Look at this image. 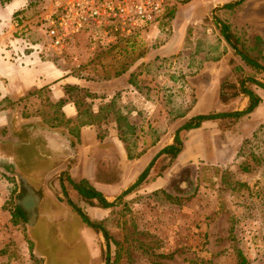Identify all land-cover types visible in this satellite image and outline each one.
Listing matches in <instances>:
<instances>
[{"label":"rangeland","instance_id":"rangeland-1","mask_svg":"<svg viewBox=\"0 0 264 264\" xmlns=\"http://www.w3.org/2000/svg\"><path fill=\"white\" fill-rule=\"evenodd\" d=\"M50 4L0 0V53L12 59L34 51L85 80H128L129 88L116 89L108 98L97 129L99 138L111 134L120 141L115 148L105 139L103 151L97 149L108 172L115 176L110 163L116 151L126 153L127 160L118 158V182L101 192L113 205L84 203L64 177L78 155L77 145L71 151L54 150L38 127L48 126L51 113L58 112L49 90H31L17 99L1 96L0 264H264V123L240 144L235 164L247 168L244 172L228 169L227 161L176 163L161 155L147 178L121 195L143 165L134 158L146 151L152 158L171 142L179 117L193 113L212 76L223 77L216 87L220 99L228 100L230 108L241 104L238 83L251 72H233L236 63H243L218 28L226 24L238 44L264 57V0H190L178 4L160 25L129 31L83 28L67 36L58 60L39 51L44 38L40 17ZM175 33L180 34L174 42ZM221 55L224 60L218 59ZM69 86L59 99L78 104V120L68 122L72 127L92 119L94 101L86 88ZM191 133L180 136L183 146L187 140L184 155L192 150ZM30 194L34 203L25 205ZM66 198L103 227L107 240L82 222Z\"/></svg>","mask_w":264,"mask_h":264},{"label":"crops","instance_id":"crops-1","mask_svg":"<svg viewBox=\"0 0 264 264\" xmlns=\"http://www.w3.org/2000/svg\"><path fill=\"white\" fill-rule=\"evenodd\" d=\"M181 30L182 28L180 26V33ZM179 34L174 35V42L179 39ZM4 54L5 56L7 55L6 53ZM5 56L0 53V97L8 96L17 99L28 91L39 90L42 87H45L49 90L50 98L53 99V101L56 100V103H58L57 111L59 113H51L50 115L52 122H50L48 126L46 124H39L38 127L48 134V142L54 150L68 148L71 151V148L73 149L75 145H77L78 155H74L75 161L72 162L70 171L64 174V177L68 176L73 181L86 182V184L100 193L103 191H109L114 187L118 182V158H120L121 161H124L125 159L127 160L126 153L125 155L124 152L121 153L122 155H118V151H116L115 163H110V168L115 169V176H113L112 171L111 173L108 172L109 165L106 161L102 160L103 153L97 155V149L103 151V143L101 142L105 139H108L107 142L111 141L112 144H114V147H117L120 141L116 136L111 134H109L110 137L106 136L105 139L99 138L97 129L98 123L102 120V110L104 107L108 108L110 106L106 105L110 101L108 98L111 97L114 92H117L115 91L116 89L129 88V81L124 79H121L120 81L118 78L120 76L109 78V82L107 83H102L104 80H85L78 76H74L67 70L64 71V69L54 65L52 61L41 59L34 53V51H29L25 54L22 52L21 55L12 59H9L8 57L5 59ZM218 59L224 60V56L221 55ZM240 61L242 62V60ZM235 68H242L240 72H244V75H246L247 72H251V74H247L246 76L251 75L252 78L263 82V78L256 76L254 74L255 71L244 63L243 65L236 63L234 69L232 67L233 72L235 71ZM262 77H264V75ZM222 78L218 75L210 78L207 84L208 88L204 89L196 100L197 104L196 108L193 107L195 110L192 109L194 110L193 113H189V115L184 114L179 117L181 123L189 117L198 114L234 111L245 107L247 98L241 93L240 94L243 98L240 101L241 104L236 108H230L229 103L227 102L228 100L225 102L220 99L218 94L219 91H216V87L218 89V82H220ZM246 82H244V85L248 87ZM66 85H77L86 88L91 100L94 101L90 107V116H92V119L82 122L77 126L73 125L72 127H69L71 125H68V122L71 120H78L80 113L79 108H77L78 104H76L75 101L67 99L62 102L59 99L64 97V95H67L64 89V86ZM251 86H249V88L261 99L253 111L238 119L222 118L204 120L197 128L180 131V136L182 132L192 131L189 146L192 150L191 152L186 153V155L183 154L186 151L187 145V140H184V146L182 144L181 151L173 161L175 160L177 163L184 159L187 161L189 159L190 161L201 159L203 162H207L206 164L213 163L212 165H217L214 163H223L227 161L226 164H228V169L234 168L232 170L237 169L239 173L244 172L238 163L235 164V162H238L236 154L240 148V144L255 127L264 123V89H261L254 84ZM126 93H129V89ZM61 118H64L62 119L63 124L60 122ZM226 123L230 126L226 127ZM224 126L226 128H224ZM219 138H223V141L220 142ZM159 150L155 152L152 158H150L151 153L149 154V151L140 154L138 158H134V161L138 160L143 164L138 171L139 173L152 159L154 161V159L161 155L166 156L160 154L154 158ZM107 174H111V176L108 177ZM74 175H79V179L74 180ZM60 181L64 186V180L61 179ZM30 198H33L31 194L23 200L25 205H28V199ZM33 200L32 203H34Z\"/></svg>","mask_w":264,"mask_h":264},{"label":"built area","instance_id":"built-area-1","mask_svg":"<svg viewBox=\"0 0 264 264\" xmlns=\"http://www.w3.org/2000/svg\"><path fill=\"white\" fill-rule=\"evenodd\" d=\"M190 0H51L41 15L44 38L39 51L51 59L64 56V40L83 28L134 30L160 25L169 11ZM75 60V58H73Z\"/></svg>","mask_w":264,"mask_h":264},{"label":"trees","instance_id":"trees-1","mask_svg":"<svg viewBox=\"0 0 264 264\" xmlns=\"http://www.w3.org/2000/svg\"><path fill=\"white\" fill-rule=\"evenodd\" d=\"M230 5L232 4H228L225 6L229 7ZM167 14L168 16L171 17L173 11H169ZM216 22L218 23L217 20ZM218 31L222 36V38L224 39V41L229 45L233 53L236 54L245 65L253 69L255 72H264V64L259 61V59H261L263 55H258V53H256L257 50L253 49L252 47H247L244 44H238L233 39V36L230 33L228 26L226 24H221L218 28ZM244 78L245 79H241L238 83L239 86L238 92L247 98V102L244 108L234 111L198 114L189 117L187 120H185L175 129L171 143L163 146L156 153L154 158L160 154H164L168 157L170 162L173 161V159L178 155V153L182 149V143L179 135V132L182 130H190L193 128H197L204 120H215L222 118L238 119L240 117L248 115L251 111H253L256 108V106L259 104L261 99L255 92H253L249 88V86L248 87L245 86L244 82L246 81L250 82L251 84H254L257 87L264 89V77H263V82L252 78L251 75H248V77H244ZM221 100L223 101V98ZM152 161L153 159L140 171V173L136 176L135 180L121 192V195L131 191L134 187L139 185L146 178L149 168L152 165ZM241 169L245 171L247 168L242 167ZM66 181L68 182L72 190L80 197V199L84 203L90 206H97L100 208H107L113 205L112 202L107 201L100 192L94 190L92 187L86 184V182L73 181L68 176H66ZM59 185L63 190V185L61 181ZM64 195L66 196L65 193ZM65 201L79 215L82 222H84L87 226L93 229H97L101 231L103 237L107 240V234L99 223L90 221L87 215L84 214L78 206H76L73 202H71L69 198H66ZM15 212L19 214V217H23V214L18 206L15 207Z\"/></svg>","mask_w":264,"mask_h":264},{"label":"flooded vegetation","instance_id":"flooded-vegetation-1","mask_svg":"<svg viewBox=\"0 0 264 264\" xmlns=\"http://www.w3.org/2000/svg\"><path fill=\"white\" fill-rule=\"evenodd\" d=\"M23 191H24L25 194L29 193L27 190H23ZM31 204H32L31 200L28 199V205H31Z\"/></svg>","mask_w":264,"mask_h":264}]
</instances>
